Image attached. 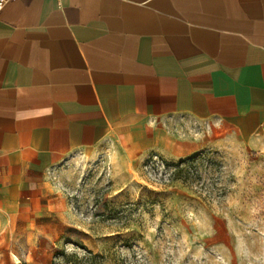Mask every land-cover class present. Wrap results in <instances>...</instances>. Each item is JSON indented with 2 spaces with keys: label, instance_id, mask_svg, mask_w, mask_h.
<instances>
[{
  "label": "crops",
  "instance_id": "crops-1",
  "mask_svg": "<svg viewBox=\"0 0 264 264\" xmlns=\"http://www.w3.org/2000/svg\"><path fill=\"white\" fill-rule=\"evenodd\" d=\"M261 133L264 0H12L0 11V218L15 226L49 216L53 167L109 138L182 159Z\"/></svg>",
  "mask_w": 264,
  "mask_h": 264
},
{
  "label": "rangeland",
  "instance_id": "rangeland-1",
  "mask_svg": "<svg viewBox=\"0 0 264 264\" xmlns=\"http://www.w3.org/2000/svg\"><path fill=\"white\" fill-rule=\"evenodd\" d=\"M49 204L0 218V264H264V133L182 159L109 138L49 171Z\"/></svg>",
  "mask_w": 264,
  "mask_h": 264
},
{
  "label": "built area",
  "instance_id": "built-area-1",
  "mask_svg": "<svg viewBox=\"0 0 264 264\" xmlns=\"http://www.w3.org/2000/svg\"><path fill=\"white\" fill-rule=\"evenodd\" d=\"M12 0H0V11L2 10V8L9 2Z\"/></svg>",
  "mask_w": 264,
  "mask_h": 264
}]
</instances>
